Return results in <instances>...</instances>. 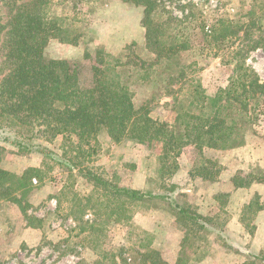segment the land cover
<instances>
[{"label":"rangeland","instance_id":"1","mask_svg":"<svg viewBox=\"0 0 264 264\" xmlns=\"http://www.w3.org/2000/svg\"><path fill=\"white\" fill-rule=\"evenodd\" d=\"M158 1L177 18H187L185 25L190 32L197 31L200 20L210 28L222 16L243 19L250 9L254 19L264 14V0ZM79 6L84 18L83 40L77 45L50 40L45 54L52 59L81 62V79L88 84L91 62L83 60L84 52L93 54L97 48H103L117 54L133 41L142 44V8L121 0H82ZM0 17L2 21L7 19L6 7L1 2ZM247 42L239 40L236 44L240 47ZM184 62L190 78L199 81L208 95H214L228 84L235 60L227 49L217 48L214 43L207 47L205 42L202 45L199 42ZM246 63L264 82V46L248 51ZM1 76L0 73V79ZM124 80L136 91L137 104L149 95V90L134 76H125ZM165 102L172 100L160 99L152 109L153 117L168 119L169 108L161 105ZM263 105L262 100L250 102L254 124L243 146L206 150L203 156L195 148L186 147L176 159L178 167L170 173L166 171L170 163H165L159 155V144H140L130 139L116 143L105 133L86 145L74 134L52 136L42 132L44 126L40 131L37 127L29 142L49 148L55 159L18 151L0 140L2 168L19 175L28 168L34 169L29 174V192L21 199L22 204H30L27 211H21L12 200L0 199V227L5 229L0 234L4 242V246L0 245L4 254L0 264H96L97 260L99 264H154L158 259L175 264L178 257H183L185 264L249 263L251 252L246 245L235 246L239 234L243 237L239 242L245 244L248 234L237 233L232 237L226 230L228 210L235 205L227 191L231 188L230 180L234 185L244 184L245 189L239 192L241 200L248 202L243 205V224L253 234L254 224L258 222L256 207H264V180L260 181L264 177ZM205 168L213 175H206ZM80 169L90 170L121 186L170 196L173 203L167 198L131 205L123 200L107 202L78 173ZM174 203L208 219L188 221L173 207ZM109 204L119 210L116 215L119 221L109 216ZM128 208L132 214L129 221L124 218ZM90 224H94L93 229ZM23 225L40 231L36 245L16 246L17 232ZM150 249L158 255L149 253ZM258 254L264 256V251Z\"/></svg>","mask_w":264,"mask_h":264},{"label":"trees","instance_id":"2","mask_svg":"<svg viewBox=\"0 0 264 264\" xmlns=\"http://www.w3.org/2000/svg\"><path fill=\"white\" fill-rule=\"evenodd\" d=\"M121 1L142 8L144 42L133 41L117 54L103 48L93 54L86 50L83 60L91 62V77L84 84L81 62L52 59L45 54L50 40L73 45L83 40L84 18L79 12L82 0H0L7 16L4 21L0 17V140L18 151L55 159L49 148L29 142L37 127L40 131L44 126L42 132L52 136L74 134L86 145L105 133L116 143L130 139L140 144H159L160 157L170 163L166 167L169 173L178 167L176 159L186 147L195 148L203 156L206 150L243 146L254 124L250 102L264 103V82L246 63L248 51L264 46V14L254 19L250 9L243 19L222 16L210 28L200 20L197 31L190 32L185 25L187 18H177L158 0ZM239 40L248 42L239 47ZM199 42L227 49L235 60L228 84L214 95H208L199 81L190 78L184 62ZM130 75L149 90L140 104L135 102L136 91L124 80ZM162 98L172 100L161 104L169 108L165 120L151 115ZM205 169L206 175H213ZM33 170L28 168L19 175L0 166V199L12 200L21 211H27L30 204H22L21 199L29 192V174ZM78 173L107 202L123 200L131 205L172 198L118 185L90 170L80 169ZM235 186L244 184L238 182ZM107 207L111 209L109 216L119 221V210L111 204ZM173 207L193 223L208 219L177 203ZM130 209L124 216L127 221L132 216ZM28 226L37 227L30 223ZM93 226L90 224L92 229ZM183 247L182 243V250ZM150 252L157 254L153 249ZM249 257L252 260L247 264H264L261 254ZM184 260L178 257L175 264H185ZM153 263L168 264L161 259Z\"/></svg>","mask_w":264,"mask_h":264},{"label":"crops","instance_id":"3","mask_svg":"<svg viewBox=\"0 0 264 264\" xmlns=\"http://www.w3.org/2000/svg\"><path fill=\"white\" fill-rule=\"evenodd\" d=\"M221 178V177H220ZM230 189H228L227 192L230 193V197H232V200L235 205L232 206L231 209H229L230 219L228 223L226 224V230L229 232L230 236H234L235 234H248L249 240L245 244L241 243L239 241L243 240L242 235L239 234L237 237L238 240L235 242V246L239 247L240 245H246V249L251 252V254H258L262 251H264V207L260 208L257 212L255 217L257 216L258 222H255V229L254 233L251 234L246 231V228L244 227V224L242 222L243 217V205L246 202V200H241V197L239 192L241 189H245L243 187H236L232 181L230 180ZM4 227H0V234L4 233ZM18 238L16 239V246H20V244H25L28 246L36 245L37 243V237H39L40 231L36 228L27 227L26 225H23V227L20 229L19 232H17ZM39 242V241H38ZM4 242L0 240V245L4 246ZM15 245V244H14ZM241 249L240 251H242ZM4 255L3 251L0 249V257ZM172 264L173 262L170 261Z\"/></svg>","mask_w":264,"mask_h":264}]
</instances>
